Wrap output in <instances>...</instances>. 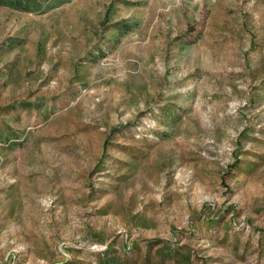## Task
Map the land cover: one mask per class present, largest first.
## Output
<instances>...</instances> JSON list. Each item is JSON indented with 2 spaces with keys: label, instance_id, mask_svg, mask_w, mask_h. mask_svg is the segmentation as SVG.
Masks as SVG:
<instances>
[{
  "label": "rangeland",
  "instance_id": "rangeland-1",
  "mask_svg": "<svg viewBox=\"0 0 264 264\" xmlns=\"http://www.w3.org/2000/svg\"><path fill=\"white\" fill-rule=\"evenodd\" d=\"M173 249L264 264V0H0V264Z\"/></svg>",
  "mask_w": 264,
  "mask_h": 264
},
{
  "label": "trees",
  "instance_id": "trees-1",
  "mask_svg": "<svg viewBox=\"0 0 264 264\" xmlns=\"http://www.w3.org/2000/svg\"><path fill=\"white\" fill-rule=\"evenodd\" d=\"M8 2L10 4H15L16 2H18V0H8ZM162 249H165V248H162ZM134 251H136V248L134 249ZM155 255L157 256V259L154 262L151 261V257L149 254L144 255V259L142 263L143 264H166L164 261V257H171L172 264H190L188 253L177 251L176 249H173L171 252L169 251L167 253L156 251ZM106 257L107 258H105L104 260H100V261L98 260L96 264H119L120 262L118 261V258L113 257L111 255H108ZM130 264H134L133 259H130Z\"/></svg>",
  "mask_w": 264,
  "mask_h": 264
}]
</instances>
